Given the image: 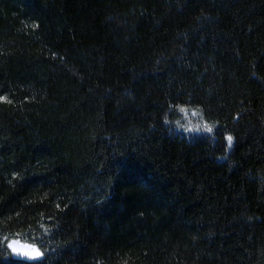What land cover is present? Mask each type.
I'll use <instances>...</instances> for the list:
<instances>
[{"label": "trees", "instance_id": "16d2710c", "mask_svg": "<svg viewBox=\"0 0 264 264\" xmlns=\"http://www.w3.org/2000/svg\"><path fill=\"white\" fill-rule=\"evenodd\" d=\"M0 264H264V0H0Z\"/></svg>", "mask_w": 264, "mask_h": 264}, {"label": "snow or ice", "instance_id": "6c2138e0", "mask_svg": "<svg viewBox=\"0 0 264 264\" xmlns=\"http://www.w3.org/2000/svg\"><path fill=\"white\" fill-rule=\"evenodd\" d=\"M7 248L13 255L22 256L29 260L40 259L43 255L34 245H20L15 240L8 241Z\"/></svg>", "mask_w": 264, "mask_h": 264}, {"label": "rangeland", "instance_id": "374dc122", "mask_svg": "<svg viewBox=\"0 0 264 264\" xmlns=\"http://www.w3.org/2000/svg\"><path fill=\"white\" fill-rule=\"evenodd\" d=\"M184 117H185V121L183 122L184 126V130L188 131V132H200V131H205L207 126L206 124H203L199 119H197L195 117V113L194 112H188L185 110L184 112ZM231 140L229 139V142Z\"/></svg>", "mask_w": 264, "mask_h": 264}, {"label": "water", "instance_id": "95a60500", "mask_svg": "<svg viewBox=\"0 0 264 264\" xmlns=\"http://www.w3.org/2000/svg\"><path fill=\"white\" fill-rule=\"evenodd\" d=\"M11 240H15V241H17L18 244H20V245H34L36 248H38V249L40 250V248H39L37 245L32 244V243H29V242H26V241H22L20 238H11V239H8V240L5 242V247H6V248H7V242H8V241H11ZM7 250L9 251V253H10L12 259H14V260H20V261H24V262H36V261L41 260V259L43 258V256H44V255H42V257H41L40 259H37V260H29V259H27V258H25V257H22V256H16V255H13V254L10 252V250H9L8 248H7ZM40 251H41V250H40ZM41 253L43 254L42 251H41Z\"/></svg>", "mask_w": 264, "mask_h": 264}]
</instances>
